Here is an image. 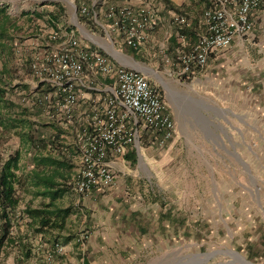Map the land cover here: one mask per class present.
<instances>
[{
  "label": "crops",
  "instance_id": "obj_1",
  "mask_svg": "<svg viewBox=\"0 0 264 264\" xmlns=\"http://www.w3.org/2000/svg\"><path fill=\"white\" fill-rule=\"evenodd\" d=\"M2 4L0 0V6ZM92 4L101 9V12L96 9V17L100 21L93 17L91 27L82 23L79 26L80 36L76 27L66 21L67 25L59 23L57 29L62 27L73 30L81 44L107 55V49L110 50L113 46L133 57L125 51L127 45L110 30L105 11L110 4H130L134 9L149 6L157 16L156 24L147 30L144 42L134 49L145 58L143 63L154 68L163 78L181 79L189 73L179 74L180 62L177 55L190 49L205 32L202 12L208 6V0H156L150 4L149 0H93ZM41 9L36 8L35 11ZM175 14L185 16L186 26L176 27L172 20ZM251 20V31L235 38L229 46L210 54L206 64L209 72L217 69L212 72V76H217L221 63L238 59V63H243V68L238 70L236 76L245 75L250 81L247 82L250 87L244 96L239 91L235 92L234 102L245 112L240 115L232 113L233 122H226L216 115V110L221 109L220 107L209 105V123L214 128L221 127L222 124L228 133L199 137L200 142L211 145L207 147L208 150L203 146H195L194 150L187 145L191 140L188 135H178L173 115L176 135L163 145L159 143L160 135L155 129L139 123L135 143L129 145L123 154L110 158L114 171L112 184L97 187L82 195H78L72 187L58 200L59 206L74 208L66 220L67 232L64 233V230L61 233L62 236L69 237V240L62 245L45 241L43 248L48 253H55L66 246L79 255L78 264H264V158L255 153V163L241 152V157L235 154L244 169V180H239V194L234 197L231 194L230 176L223 185L216 181L215 161H208L206 177L202 171L205 165L199 156L192 157L191 168L184 164L183 158V154L190 151L191 154L193 151H207L209 155H216L217 148H220L222 153L219 152V156L224 158L223 166L230 168L231 165L226 163L225 158L227 154H231L232 144L241 146L248 140L264 142V133L258 132L254 136L248 133L249 128L253 132L256 127H261L264 132V119L257 117L259 112L264 115V87L259 84L264 80V0L252 11ZM41 23L46 34L52 27L42 21ZM39 25L41 26L40 23ZM101 29L105 30L104 34L96 35L103 33ZM35 31L33 35L37 38L44 35V32L39 33L42 28L37 27ZM260 36L262 39L254 41ZM37 38L26 40L25 44L29 48H38L34 46ZM259 43L262 45L261 49ZM172 44L178 46L175 51L171 49ZM24 52L25 55L21 57L13 50V55L4 58L7 68L10 71L14 69L15 76L19 75L24 83L29 82L30 88L34 89L39 82L29 69L31 55L26 50ZM114 62L121 65L115 60ZM2 65L0 61V69ZM232 68L231 66L227 69L230 71ZM201 75L202 71L191 78H200ZM96 77L100 82L110 81L103 75ZM19 78L15 77L14 83L20 82ZM46 87L49 88L47 85ZM21 93L23 91L18 92L22 97ZM90 96L89 89H85L76 107L78 125L82 123L83 116L91 111L93 102ZM25 103L28 104L29 100ZM232 109L235 108L232 106L230 110ZM44 110L39 117L40 120L48 122L46 108ZM77 124L72 127L75 128ZM219 142L222 146L215 145ZM71 148L73 146L69 144L64 149L71 153ZM260 158L262 163H257ZM29 162L23 164L26 167L25 172L33 167V163L30 160ZM174 167L178 169L176 174L172 173ZM185 181L189 184L183 187ZM231 222L239 224L235 232L230 230ZM217 223L224 224L231 241L236 238L240 245L237 249L216 247ZM82 233L85 234L84 237ZM219 239L226 240V235ZM24 246L19 248L21 253H24ZM224 251L227 255H221L223 258L216 262V255L220 252L223 254Z\"/></svg>",
  "mask_w": 264,
  "mask_h": 264
},
{
  "label": "built area",
  "instance_id": "obj_2",
  "mask_svg": "<svg viewBox=\"0 0 264 264\" xmlns=\"http://www.w3.org/2000/svg\"><path fill=\"white\" fill-rule=\"evenodd\" d=\"M152 1L156 0H149V4ZM260 1L208 0L202 12L205 32L190 49L177 55L179 74L203 69L210 54L251 31V13ZM79 10L81 14L89 13L84 4ZM96 15L93 13L92 18ZM105 18L110 30L132 48L144 42L147 30L157 20L149 6L134 9L130 4L108 5ZM172 20L179 28L187 24L181 14H175ZM26 46L16 40L15 52L22 57L26 50L31 55V74L49 87L39 98L46 105L48 119L69 126L77 124L76 107L85 89L91 92V111L83 116L82 125L74 128L78 136L74 189L78 195L114 182L110 158L123 154L135 143L139 123L155 129L161 145L175 137L172 113L157 85L146 75L117 65L111 56L81 44L73 30L50 28L36 39L34 46L38 48ZM98 75L110 81L100 82ZM1 226L0 220V230Z\"/></svg>",
  "mask_w": 264,
  "mask_h": 264
},
{
  "label": "trees",
  "instance_id": "obj_3",
  "mask_svg": "<svg viewBox=\"0 0 264 264\" xmlns=\"http://www.w3.org/2000/svg\"><path fill=\"white\" fill-rule=\"evenodd\" d=\"M92 1L75 0L79 22L84 23L87 27L93 25L92 14L96 13L97 9ZM81 4L87 5L88 14L80 13ZM47 5H51L52 8H42L32 13L25 12L23 17L26 18L27 22H32L35 18L39 19L55 29L59 23L63 26L67 25L65 23L67 14L64 4L51 1ZM22 29L23 25L18 23L17 17L9 14L4 6H0V61L3 64L0 69V220L2 225L0 253L6 246L14 242L11 234L12 229L21 219L27 220L28 226L34 233L45 235L46 242L53 241L55 245L65 244L69 237H64L61 233L66 230V220L74 211L71 206L61 207L57 203L63 194L74 187L75 178H72L74 155L67 152L64 149L66 145L62 143H59L62 149H59L56 155L44 151L52 146L54 149H58L53 144L64 132L63 126L70 127L72 130L74 127L50 119L48 122L40 120L39 115L45 111L46 105L39 98L49 88L47 89L45 83L39 82L36 88L31 89L29 84L24 83L23 79L19 78V75L15 76L16 71L14 69L10 71L7 68L4 58V56L13 55L15 42L21 38L17 33ZM176 48H178L177 44H172L171 49L175 51ZM136 50L125 46V51L128 54L138 61L145 62V58ZM202 70L192 68L182 78L191 79L193 75ZM15 77L19 78L20 82L14 83ZM157 87L161 91L158 85ZM20 91H23L21 100L16 101L7 97L8 94H15ZM27 100H29L28 104L25 103ZM46 128H52L55 131V141L51 135L44 136ZM13 133L18 136L20 146L22 144L29 145L32 151L28 157L33 163V167L28 168L26 172L24 171L26 167L24 168L22 164L20 148L5 147V142ZM25 194L40 197L41 200L36 206H31L28 200L23 208H20ZM53 235L54 237H52ZM23 249V256L27 258L30 249L26 247Z\"/></svg>",
  "mask_w": 264,
  "mask_h": 264
},
{
  "label": "rangeland",
  "instance_id": "obj_4",
  "mask_svg": "<svg viewBox=\"0 0 264 264\" xmlns=\"http://www.w3.org/2000/svg\"><path fill=\"white\" fill-rule=\"evenodd\" d=\"M1 1L3 3L2 6H5L8 12L12 16L17 17L18 23L23 25V29L17 33L18 36H21L20 40L22 41V44H25V42H27L26 40L29 39L32 40L37 38L36 35H33V33H36L35 28L37 27L42 28V31H39V33L46 32L45 27L42 25L43 23H41L39 19L35 18L33 19L32 22H27L26 18L23 17V14L25 12L32 13L36 10V8H44V9L52 8L51 5H47L51 1L61 2L62 4H64V6L66 7V14H67L65 17V21L71 26L76 27V30L79 32L78 35L79 36L81 35L79 26H82V23L79 22L77 11H76V22L73 19L74 5H76L75 0H1ZM97 9L98 12H101L100 7H98ZM98 20L100 21V18L97 16L96 21ZM39 23L41 24V26L39 25ZM101 31H103V33H101L100 35L99 33H96V35L102 36L105 30L101 29ZM107 33L109 32L107 31ZM259 38L262 39V37L260 36L256 38V40L254 41H257V39ZM259 47L261 49L262 45ZM107 51L110 50L107 49ZM237 61L238 59L232 62L221 63V66L219 67L220 68L219 73L217 76L215 75L212 76V72H215L217 69L215 71L210 70L209 72L208 67L205 66V68L202 70V75L200 78L193 77L191 79H183V78L175 79L172 77L170 78L161 77L164 86L159 85L155 81H152L155 84H157L161 89V92L169 106V109L173 117L175 118L178 129L177 131L178 135L182 133L188 135L191 138V140L187 144L190 148L194 149L195 146L196 147L203 146L207 149V147H209V145L211 144L208 145V143L205 144L200 142L201 138L199 137L214 133L215 134L228 133L227 129L222 127V124H221L222 128L220 126L214 128L209 123V119H210L209 113L211 111L209 105L220 107L221 109L216 110V115H218L221 119L225 120L226 122L227 121L233 122V120H231L232 113H236L240 115L245 112L243 108L242 110H240V106H238L234 102V100L236 99L235 92L239 91L244 96V94L247 93V89L250 87L247 85L248 83H250V81L247 78H245V75L236 76L238 70H241L243 68V63H238ZM231 66L233 68L229 71V69L227 68ZM263 82H259V84H261L260 87H264ZM27 83L29 84V82ZM19 94L18 93L8 94L7 97L16 101L21 100V96H19ZM243 98H241V100ZM232 106L235 109L230 110ZM250 106L252 105H249V107ZM257 117L264 119V115L260 112L257 114ZM63 128H64L63 129L64 132L59 136L57 142L54 140L55 131L52 128H46L44 130V136L51 135V138L55 141L53 145H55V147L58 148V149H54L52 146L46 148L44 151H46L45 153L56 155L58 154V150L62 149L59 143H62L64 145L70 144L71 146H73V148L70 149V150L73 149V151H71L70 154L74 155L72 160L74 164L72 170V178L74 179L75 170L78 165L77 153H74L75 143L78 140V136L75 129L72 130L70 127L67 126H63ZM261 129H262L261 127L260 129L256 127L254 129L255 131L252 132L253 129L249 128L248 133L251 134L250 136H254L258 132L264 133L261 131ZM263 130H264V126H263ZM18 140H19L18 136L15 133H13L11 137H9L7 142H5V147L10 146V148L12 149L20 148L22 152V160H23L22 164H26V162H29L30 160L29 157L27 156H29L28 154L32 151L30 150L29 145L22 144L20 146ZM215 145L222 146V143L219 142L218 144ZM231 151H232L231 154H227L225 158L226 163L228 162L231 165L229 166L230 168L228 167L224 168L223 166L224 158H221L219 156L220 148H217L216 155H214L213 153L209 155L207 154L208 153L207 151H204V153L193 151L192 154L191 151L187 152L183 154L184 164L188 168H191L192 157L199 156L200 161L202 163L204 162L203 164L205 165L204 166L205 168H203L202 171L204 175L208 177L207 163L208 161L209 162L215 161L216 181L223 185L224 181L227 182V178L230 176V183L232 185L231 194L234 197L237 194H239V191H237V184L239 180L241 181L244 180V169L239 164L238 160L235 158L236 157L235 154L240 156L239 152H241L244 155H247L249 159H251V161L256 163L255 153L260 154L258 156H260L262 159L264 158V142L259 143L248 140L246 143H243L241 146L239 144H232ZM155 152L158 153L157 150ZM261 158L257 160V163H260L262 161ZM28 164H30V162ZM177 170L178 169H175L174 167L172 173L176 174ZM188 184L189 183L185 181L182 186L186 187V185ZM164 190L167 189L165 188ZM28 200L31 206H36L40 202L41 198L34 197L32 196V194H25L22 200V204L20 205V208H23L24 204L27 203ZM223 225L224 224H220V223L216 224V240H215L216 247L220 249H224L225 247L227 249L229 248L237 249L236 247L240 245L236 242V238L232 239L231 241L230 238H228L229 233L226 234V230L224 229ZM229 227L230 230L235 232L234 230L239 227V224L231 222L229 223ZM65 232H67V230L64 231V233ZM11 234L14 238V242L6 246L5 249L0 253V264H78L79 255L75 253L76 251L74 249L72 250L68 249L66 246L59 248V250L55 253L52 252L48 253V251L43 248L45 246V239H44L45 235L34 233L32 229L28 226L27 220L21 219L19 223L16 226H14ZM223 235L224 236L226 235V240L224 241L222 239H219L222 238ZM82 236L84 237L85 234L82 233ZM22 245H25L24 247L30 249V254L27 258L23 256V253H21L19 249ZM205 246L206 245H204V247ZM220 253L216 255V262H218L223 258V256L221 257V255H227L225 251L223 252V254Z\"/></svg>",
  "mask_w": 264,
  "mask_h": 264
},
{
  "label": "water",
  "instance_id": "obj_5",
  "mask_svg": "<svg viewBox=\"0 0 264 264\" xmlns=\"http://www.w3.org/2000/svg\"><path fill=\"white\" fill-rule=\"evenodd\" d=\"M76 11L77 6L74 5V14L73 19L76 22ZM76 24V23H75ZM78 25V24H77ZM79 26V25H78ZM115 61H117L119 64L132 68L144 75H146L148 78H150L152 81L157 82L159 85L164 86L163 80L159 73L152 68L151 66L135 60L133 57L128 56L119 50L115 49L113 46H111L110 51L107 52Z\"/></svg>",
  "mask_w": 264,
  "mask_h": 264
}]
</instances>
